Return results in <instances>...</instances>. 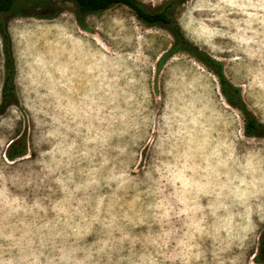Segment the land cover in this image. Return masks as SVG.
I'll return each instance as SVG.
<instances>
[{
    "label": "rangeland",
    "instance_id": "rangeland-1",
    "mask_svg": "<svg viewBox=\"0 0 264 264\" xmlns=\"http://www.w3.org/2000/svg\"><path fill=\"white\" fill-rule=\"evenodd\" d=\"M147 10L165 0H137ZM8 23L16 104L0 114V264H255L264 137L215 75L124 6ZM183 37L264 125V0H186ZM2 53L0 42V86ZM12 141L25 154L8 161Z\"/></svg>",
    "mask_w": 264,
    "mask_h": 264
},
{
    "label": "trees",
    "instance_id": "trees-1",
    "mask_svg": "<svg viewBox=\"0 0 264 264\" xmlns=\"http://www.w3.org/2000/svg\"><path fill=\"white\" fill-rule=\"evenodd\" d=\"M74 7L76 24L85 30L84 18L99 14L113 6H124L133 15L150 27H158L167 31L172 39L171 47L158 59V66L170 55L185 53L207 67L217 78L219 90L225 102L236 109L242 121V133L248 138L264 137V125L246 108L240 95L239 87L229 83L222 74L221 64L212 60L195 45L188 42L174 20V12L186 0H165L157 9L147 10L137 0H67ZM57 0H0V42L2 53V82L0 86V114L9 106L16 104L14 86L15 68L11 54V42L7 31L8 23L15 18L35 17L53 18L60 13ZM25 154L24 144L12 141L6 147L4 156L8 161ZM255 264H264V229L258 236L257 247L252 256Z\"/></svg>",
    "mask_w": 264,
    "mask_h": 264
}]
</instances>
